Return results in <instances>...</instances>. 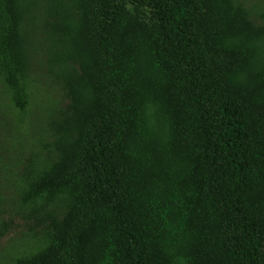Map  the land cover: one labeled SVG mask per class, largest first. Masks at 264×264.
Here are the masks:
<instances>
[{
  "label": "trees",
  "instance_id": "trees-1",
  "mask_svg": "<svg viewBox=\"0 0 264 264\" xmlns=\"http://www.w3.org/2000/svg\"><path fill=\"white\" fill-rule=\"evenodd\" d=\"M66 104L18 206L13 264H264V2L0 0V86L37 58ZM0 195V240L10 228Z\"/></svg>",
  "mask_w": 264,
  "mask_h": 264
},
{
  "label": "rangeland",
  "instance_id": "rangeland-1",
  "mask_svg": "<svg viewBox=\"0 0 264 264\" xmlns=\"http://www.w3.org/2000/svg\"><path fill=\"white\" fill-rule=\"evenodd\" d=\"M252 14L263 6L264 0H240ZM30 101L26 113L19 117L10 107L0 86V195L4 217L10 220L8 234L0 240V264H13L22 255L30 236V221L18 206V188L25 169L35 156L43 158L44 123L49 112L66 104L60 89L45 75L43 59L37 58L29 78Z\"/></svg>",
  "mask_w": 264,
  "mask_h": 264
}]
</instances>
